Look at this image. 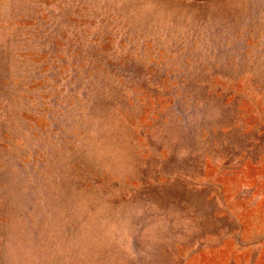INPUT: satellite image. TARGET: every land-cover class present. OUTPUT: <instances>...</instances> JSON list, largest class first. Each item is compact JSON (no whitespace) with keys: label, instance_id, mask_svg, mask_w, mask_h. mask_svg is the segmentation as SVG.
<instances>
[{"label":"rangeland","instance_id":"1","mask_svg":"<svg viewBox=\"0 0 264 264\" xmlns=\"http://www.w3.org/2000/svg\"><path fill=\"white\" fill-rule=\"evenodd\" d=\"M0 264H264V0H0Z\"/></svg>","mask_w":264,"mask_h":264}]
</instances>
